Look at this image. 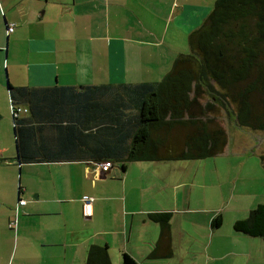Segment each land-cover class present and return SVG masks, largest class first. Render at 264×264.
Segmentation results:
<instances>
[{
  "label": "crops",
  "instance_id": "crops-1",
  "mask_svg": "<svg viewBox=\"0 0 264 264\" xmlns=\"http://www.w3.org/2000/svg\"><path fill=\"white\" fill-rule=\"evenodd\" d=\"M215 1L0 0V50H9L7 81L33 87L159 81L179 54L189 52L190 33L211 14ZM5 65L0 62V114L11 124ZM13 141L6 129L0 132V264H86L94 243L108 244L114 264H122L123 252L137 264H218L229 245H251L258 252L264 245L236 230L227 238L214 230L211 222L220 207L212 213L189 201L180 205L174 187L167 192L153 188L148 177H173L177 164L171 161H134L125 171L108 173L85 160L20 166ZM252 167L260 174L258 164ZM86 198H94L90 217L84 214ZM21 199L26 204L20 205ZM161 211L172 213L173 254L148 259L162 232L149 213ZM240 213L236 208L232 222ZM197 215H203L210 234L206 243L198 242L207 234L197 229ZM242 252L251 254L247 247Z\"/></svg>",
  "mask_w": 264,
  "mask_h": 264
},
{
  "label": "trees",
  "instance_id": "trees-1",
  "mask_svg": "<svg viewBox=\"0 0 264 264\" xmlns=\"http://www.w3.org/2000/svg\"><path fill=\"white\" fill-rule=\"evenodd\" d=\"M189 47L156 82L33 87L7 81L19 165L85 160L97 169L110 162L108 173L118 163L125 171L134 161L217 156L229 142L219 107L227 120L264 130V0H216L190 33ZM205 96L209 101L202 102ZM259 156L264 168V153ZM20 179L19 172L22 191ZM149 217L162 232L147 258L171 256L172 213ZM222 225L217 212L211 226ZM234 229L264 242V203ZM122 257V264H137L127 252ZM86 264H114L108 244H92Z\"/></svg>",
  "mask_w": 264,
  "mask_h": 264
},
{
  "label": "rangeland",
  "instance_id": "rangeland-1",
  "mask_svg": "<svg viewBox=\"0 0 264 264\" xmlns=\"http://www.w3.org/2000/svg\"><path fill=\"white\" fill-rule=\"evenodd\" d=\"M8 59L9 50L5 47L0 50V62L6 63L3 75L5 77L8 75L7 77L10 78L7 66ZM207 101L209 99L205 96L202 102ZM219 110L222 116L221 121L226 125L229 141V145L223 154L202 159L173 160L171 162L174 165L177 164L175 173L173 171V177L152 175L148 177V180L153 183V188L164 189L166 192L172 191L170 189L174 187L179 193L180 205L182 203L187 205L189 201L191 207H209L212 213L214 212L213 209L220 207L217 211L222 213L223 225L216 229V231L227 235V238L229 232H234L235 230L233 228L234 222L232 221L236 208L241 212L237 214L239 215V219H241L249 215L250 210H245L250 207L251 203H254L253 208L259 203H264V168L259 156L260 153H264V130L254 131L239 126L234 121L227 120L228 118H226L223 108L219 107ZM12 126V121L10 124L9 119L2 116L0 120V132L6 129L10 141L14 139ZM12 144H15V141ZM139 162L144 163L143 161ZM136 163L138 165H134L135 167L131 176V180L134 183L138 180L137 170L140 168L137 167L140 163ZM144 164L153 165L149 161H145ZM255 164H258L261 168L258 175L254 174V168L252 167ZM120 166V163H118L116 168L122 169ZM161 166L163 168L167 165L161 164ZM98 171L106 173L100 169ZM22 174L23 172L21 171V176ZM175 174L177 175L174 177ZM169 183L173 186L169 185ZM247 192H250V194L247 195ZM182 196H186V199L182 198ZM92 199L94 200V198ZM247 202L250 203L248 206H246ZM210 211L206 214H209ZM200 216L197 215L196 219L198 221L196 225L197 229L207 234L205 219L203 215ZM209 235L202 236L198 242L203 241L206 243ZM252 239L262 240L261 237H254ZM228 243H230V240H228ZM244 247L250 249L251 254L242 252ZM227 252H229L227 255L217 258L218 264H264V245L259 249V252L258 249H253L251 245H229L224 253Z\"/></svg>",
  "mask_w": 264,
  "mask_h": 264
},
{
  "label": "built area",
  "instance_id": "built-area-1",
  "mask_svg": "<svg viewBox=\"0 0 264 264\" xmlns=\"http://www.w3.org/2000/svg\"><path fill=\"white\" fill-rule=\"evenodd\" d=\"M14 29V26L11 25L9 27V31H13ZM110 162H104V163H99L97 164V170H101L102 172H106L109 167H110ZM92 202H93V199L92 198H86V201H85V215L89 217L92 216L93 214V207H92ZM25 203V200H21V204H24ZM13 225H16V221L14 220L13 222H11V226Z\"/></svg>",
  "mask_w": 264,
  "mask_h": 264
}]
</instances>
